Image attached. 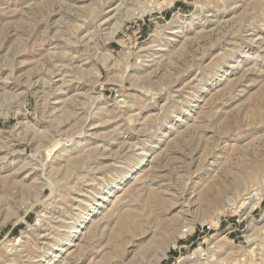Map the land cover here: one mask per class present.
I'll list each match as a JSON object with an SVG mask.
<instances>
[{
    "label": "rangeland",
    "instance_id": "1",
    "mask_svg": "<svg viewBox=\"0 0 264 264\" xmlns=\"http://www.w3.org/2000/svg\"><path fill=\"white\" fill-rule=\"evenodd\" d=\"M0 264H264V0H0Z\"/></svg>",
    "mask_w": 264,
    "mask_h": 264
},
{
    "label": "bare ground",
    "instance_id": "2",
    "mask_svg": "<svg viewBox=\"0 0 264 264\" xmlns=\"http://www.w3.org/2000/svg\"><path fill=\"white\" fill-rule=\"evenodd\" d=\"M166 254H167V251L163 252V255H164V256H166Z\"/></svg>",
    "mask_w": 264,
    "mask_h": 264
},
{
    "label": "built area",
    "instance_id": "3",
    "mask_svg": "<svg viewBox=\"0 0 264 264\" xmlns=\"http://www.w3.org/2000/svg\"><path fill=\"white\" fill-rule=\"evenodd\" d=\"M209 229V228H208Z\"/></svg>",
    "mask_w": 264,
    "mask_h": 264
}]
</instances>
